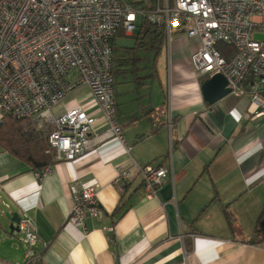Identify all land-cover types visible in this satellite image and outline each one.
Returning <instances> with one entry per match:
<instances>
[{"label": "crops", "instance_id": "crops-1", "mask_svg": "<svg viewBox=\"0 0 264 264\" xmlns=\"http://www.w3.org/2000/svg\"><path fill=\"white\" fill-rule=\"evenodd\" d=\"M127 1L145 10L156 2ZM197 48L196 38L175 35L169 44L164 38L149 79L132 76L136 101L123 110L128 102L117 108L114 100L129 153L99 138L101 120L83 155L56 162L52 152L40 178L0 149V264L24 262L23 237L10 230V218L23 216L20 207L29 204L38 236L30 254L40 264H264V111L246 117L248 99L230 94L206 103L200 89L206 78L190 62ZM152 80L158 84L145 103L142 91ZM132 162L166 166L170 176L152 197L140 176L121 193L112 181ZM71 185L95 188L101 219L87 217L84 227L67 222Z\"/></svg>", "mask_w": 264, "mask_h": 264}, {"label": "built area", "instance_id": "built-area-1", "mask_svg": "<svg viewBox=\"0 0 264 264\" xmlns=\"http://www.w3.org/2000/svg\"><path fill=\"white\" fill-rule=\"evenodd\" d=\"M138 20L163 29L167 44L175 35L196 38L190 62L197 75H222L230 95L248 99L246 117L263 115L264 0H156L150 10L125 0H0L1 117L32 121L37 129L50 127L48 145L56 162L83 155L98 120L104 126L99 138L115 140L129 153L115 120L113 42L121 30L133 34ZM218 44L232 51L224 55ZM169 172L166 166L132 162L112 183L122 193L127 182L140 176L145 195L152 197ZM69 194V224L84 227L87 217L102 218L94 187L71 185ZM31 205L20 207L17 232L26 250L23 264H40V256L30 254L38 242L27 215Z\"/></svg>", "mask_w": 264, "mask_h": 264}, {"label": "trees", "instance_id": "trees-1", "mask_svg": "<svg viewBox=\"0 0 264 264\" xmlns=\"http://www.w3.org/2000/svg\"><path fill=\"white\" fill-rule=\"evenodd\" d=\"M117 36H120V31ZM132 37L134 44L130 48H115V43L113 42L112 75L119 74L124 76L130 73L135 78V82L138 80L147 81L149 76L136 79L139 71L136 65L138 59L133 58L134 52L140 50L145 53H152V65L155 67L156 59L165 38L164 31L161 28L150 25L145 20H140ZM217 49L224 55L232 51L230 47L223 44H218ZM246 83L245 85H247ZM50 131L51 129L48 126L37 129L29 127L24 119H11L3 116L0 118V149L28 165L34 172H39L53 163V153L48 145ZM262 216H264V207Z\"/></svg>", "mask_w": 264, "mask_h": 264}, {"label": "rangeland", "instance_id": "rangeland-1", "mask_svg": "<svg viewBox=\"0 0 264 264\" xmlns=\"http://www.w3.org/2000/svg\"><path fill=\"white\" fill-rule=\"evenodd\" d=\"M139 23L140 21L138 20V25ZM122 33L124 32L121 30L120 31L121 37H118L116 40L117 46L129 47V48L132 47V45L134 44V40L131 37L123 36ZM120 54L122 53L120 52ZM152 57H153L152 53H145L140 50H137L136 52H134L133 58L135 59L139 58V61H137L136 65L137 67H140L141 69L137 73L136 75L137 77H144V76H148V74L150 75L153 74ZM157 84L158 83L156 80H152L147 83L146 90L142 91L146 94L144 97L145 103H147V101L150 99L149 95L151 93L150 92L151 88L156 87ZM113 96H114V100L117 105V108L119 107L120 104H126V102H128L126 107L123 110L131 107L130 105H128L130 104L129 101H132V100L136 101L135 99L137 97V93L135 89V83L133 82V77L130 73H127L124 76L119 75V74H114L113 76ZM1 116L2 115L0 114V118ZM26 122L29 127H35L32 121H26Z\"/></svg>", "mask_w": 264, "mask_h": 264}, {"label": "water", "instance_id": "water-1", "mask_svg": "<svg viewBox=\"0 0 264 264\" xmlns=\"http://www.w3.org/2000/svg\"><path fill=\"white\" fill-rule=\"evenodd\" d=\"M227 82L222 75H215L206 79L201 85V94L204 101L210 105L215 104L219 100L230 94V90L226 88ZM20 221V216L18 213H12L10 218L11 226L10 230L17 231V225ZM15 225V226H14Z\"/></svg>", "mask_w": 264, "mask_h": 264}]
</instances>
